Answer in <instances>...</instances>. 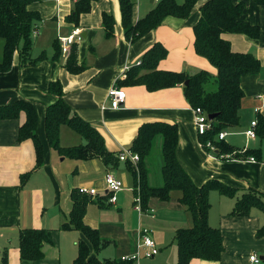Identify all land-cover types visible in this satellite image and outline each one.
Listing matches in <instances>:
<instances>
[{
	"label": "crops",
	"instance_id": "0c3cea01",
	"mask_svg": "<svg viewBox=\"0 0 264 264\" xmlns=\"http://www.w3.org/2000/svg\"><path fill=\"white\" fill-rule=\"evenodd\" d=\"M46 1L38 0L30 5L42 18L34 35L33 56L45 51L44 56L34 65H22L16 51L11 68L0 71V260L7 253L10 264H63L62 247L75 243L78 248V242L84 236L81 231L64 229L62 225L70 217L72 192L85 185L98 188V194L91 196L84 220L97 228L101 239L106 242L101 250L92 249L93 256L100 261H121L122 256L137 253L141 229L149 227L159 252L152 257L142 255L141 264H178L176 232L193 224L191 212L180 200L181 193L168 201L152 197L148 211L141 214L135 209V178L125 161L120 160V164L114 167L106 166L101 157L82 160L64 156L50 143L45 122L48 107L59 99L58 95L50 92V83L59 80L63 85L64 99L73 114L96 127L110 151L119 154L123 148H131L140 126L154 120L178 123L184 142L193 149L192 144L197 146L193 124L195 112L185 96L184 84L149 90L145 84L118 85V81L126 78L133 65L140 64L145 51L157 41L168 49L167 56L159 64L160 69L182 71L188 75L201 70L215 74L216 67L198 54L194 45V26L201 14L199 8L188 18L168 16L161 25L131 42L125 36L119 0H99L93 12L81 15L79 25L67 18L77 0ZM234 1L245 2L243 19L261 26L258 38L240 33L224 34L234 51L253 53L261 61L259 71L242 77L245 96L240 124L226 130L225 141L243 153L246 148L259 146L258 139H249L245 132L252 120L258 119L259 114L264 115V5L254 0ZM134 2V23L156 5L155 0ZM103 12L115 14L116 29L110 36L104 29ZM77 28L82 30L83 39L72 46H78L79 64L84 69L72 73L66 67L67 54L63 55L61 50L60 56H56L54 42L58 40L62 47L61 37L70 35ZM94 42H100L102 46H94ZM115 85L127 93L126 102L119 108L112 107L108 95ZM20 100L34 104L37 110L36 132L43 146L40 163L33 139L19 138L20 129L27 121L26 111H20L17 116H6L11 112L8 107ZM64 126H70L74 132L62 142ZM83 139L71 125H61L60 146L84 143ZM262 147L264 153V143ZM210 149H204L211 163L208 168L201 165L197 171H192L180 154L178 158L197 185L218 178L236 188V196L220 193L216 198L218 191L211 192L209 222L222 231L224 250L218 261L194 258L190 264H253L250 259L253 254H257L264 264V235H258V230L264 225V211L253 207L248 215H232L242 193L252 188L264 192V161L223 159L216 150L212 152ZM68 158L71 162L66 164ZM108 172H113L123 182H128L129 178L133 181L134 187L131 190L124 187L115 202H110L109 195L105 197L108 193L103 192ZM152 177L150 169L149 182L157 185ZM156 182L162 183V170ZM28 227L50 230L52 241L44 244L45 256L41 260L21 258L19 234L21 229Z\"/></svg>",
	"mask_w": 264,
	"mask_h": 264
},
{
	"label": "trees",
	"instance_id": "16d2710c",
	"mask_svg": "<svg viewBox=\"0 0 264 264\" xmlns=\"http://www.w3.org/2000/svg\"><path fill=\"white\" fill-rule=\"evenodd\" d=\"M38 0H0V42L3 41V52L0 58V71L11 68L14 53L19 52L22 65H34L44 56H33L34 31L42 21L38 11L30 5ZM96 0H77L69 21L79 25L83 13L91 11L92 3ZM159 0L147 15L136 23L133 21L134 0H119L122 25L125 36L131 42L158 27L168 16L188 18L199 8L200 17L194 26L196 52L206 57L217 69L211 73L201 70L194 75L182 71H168L159 68V64L168 54V49L161 42H155L149 47L140 64L131 67L127 76L118 81V85L145 84L149 90H158L178 84H184V93L193 107H201L208 115L217 113L212 119V129L200 135L203 146L212 140L216 145L217 155L223 159L254 157L264 161V115L259 114L256 126L258 147L246 148L239 153L236 148L225 139L218 140V134L227 129L237 127L241 121L240 111L245 91L242 87V77L248 73L259 71L261 61L253 53L238 52L232 49L230 40L224 37L228 33L246 34L258 38L261 26L252 24L242 17L245 2L234 0ZM264 5V0H254ZM103 25L108 36L115 32L114 15L103 12ZM61 43V41H60ZM62 44V43H61ZM56 56H60L61 46L58 40L54 42ZM63 52V50H62ZM66 67L72 73L84 69L79 64L78 46H72L67 54ZM140 67V68H139ZM189 84L185 85L187 80ZM50 92L59 99L47 109L45 128L48 139L54 147L59 148L62 155L87 160L101 157L106 166H118V153L110 151L103 136L91 123L73 114L69 104L64 99L61 81L50 83ZM10 113L6 116H17L20 111L27 113V121L20 129V140L33 139L38 163L43 157L42 142L36 132L37 110L34 104L18 101L8 107ZM62 124L71 125L82 135L85 142L77 145L60 146V128ZM156 145L160 146L162 155V183L152 185L149 182L151 157ZM179 126L176 122L154 120L143 123L135 137L131 150L138 153L139 160L134 164L126 160L128 170L135 178V195L142 200L143 209H147L152 197L162 201L171 199L174 192H180V200L191 212L193 224L190 227L179 228L176 232L178 245V264H190L192 259L200 258L218 261L224 250L222 231L213 227L209 222L211 209L210 194L216 190L221 194L234 196L236 188L226 184L218 178H211L201 185H197L185 170L178 158ZM25 177V175H24ZM110 198L111 194L105 197ZM73 207L69 219L63 223L64 229H77L84 235L78 242V255L73 264H106L92 255L93 250H101L106 246L97 228L87 224L84 220L91 195L80 192L79 188L72 192ZM108 198V200H109ZM253 207L264 211V192L254 188L241 194L237 198L232 215H248ZM258 235H264V225L258 230ZM20 253L22 260L36 261L44 258L43 246L50 243V230L45 228H23L19 234ZM0 264H10L7 253L0 260ZM108 264H131L127 261L109 260Z\"/></svg>",
	"mask_w": 264,
	"mask_h": 264
},
{
	"label": "built area",
	"instance_id": "2783aa9c",
	"mask_svg": "<svg viewBox=\"0 0 264 264\" xmlns=\"http://www.w3.org/2000/svg\"><path fill=\"white\" fill-rule=\"evenodd\" d=\"M156 2L159 0H155ZM37 33V30L34 31V35ZM83 39L82 30L77 28L70 35L61 37L62 50L64 54H68L70 48L74 43L80 42ZM109 100L113 108H119L122 106L127 100L126 91L120 86H112L109 90ZM259 108L256 109L258 111ZM195 112V121L197 124L198 132L200 135L208 133L212 129V119H210L209 115L201 108L194 107ZM258 123V119H254L251 122L250 128H248L245 132L249 139H256L257 132L256 126ZM228 132L226 130L221 131L218 134L217 139L222 140L225 139ZM207 146L212 150H216V145L212 140L207 142ZM120 160L126 161L131 160L134 164H136L139 160L138 153L133 152L130 148H123L119 152ZM251 160L255 161L254 157H250ZM124 188V182L118 178L113 172H108L104 178V186L103 192L109 193L110 202H115L117 200V194ZM80 192L86 193L91 196H96L98 194V188L90 187V186H80ZM135 209L142 213H146L142 206V200L139 196H135ZM144 251V254L141 252ZM159 252V249L156 245L154 238L152 237L151 230L148 228H142L140 232V243H139V251L137 253L128 254L122 256L121 261H127L131 264H141L140 259L142 255L152 257ZM253 264H262V259L257 255L253 254L250 256Z\"/></svg>",
	"mask_w": 264,
	"mask_h": 264
},
{
	"label": "rangeland",
	"instance_id": "374dc122",
	"mask_svg": "<svg viewBox=\"0 0 264 264\" xmlns=\"http://www.w3.org/2000/svg\"><path fill=\"white\" fill-rule=\"evenodd\" d=\"M177 1L181 3L184 0H177ZM98 4H99V0H96L95 2H93L92 8H91V12H93L94 8ZM90 14H92V13H90ZM115 29H116V26H115ZM2 44H3V41L0 42V58L2 57V52H3V46H2ZM94 46H102V43H100V42L99 43H97V42L95 43L94 42ZM63 55H66V54L63 53ZM193 124H194V128H195L196 134H197V140H196V145L197 146H194L191 143L192 146H193V149L190 148L189 143L184 142V139H183L182 134H181L182 131L179 128L180 130H179L178 154H180L181 159H183L184 161H187L188 162V165L192 169V171H197L201 167V165H205L206 168H208L209 166H211V163H210V161H208L209 160V158H208L209 156L207 155L206 152H204V149L209 148V147L207 145H204V146L202 145V142L200 140V134L198 132V128H197V124H196L195 118H194ZM63 128H64V133L62 131V142H65L68 139V137H71L73 135L74 130L70 126H64ZM210 150H212V149H210ZM212 152H214V150H212ZM151 158L152 159H151L150 169H151L152 176H153L152 177L153 178V183L158 185L161 182H156V180H157L158 177L159 178L161 177V168H162V155H161V151H160V146L156 145V147L154 148V152H153V155H152ZM207 158H208V160H207ZM70 160L71 159L68 158L65 163L66 164L70 163L71 162ZM200 161H201L202 164H200ZM205 161H206L207 165L205 164ZM215 162H216V160H215ZM194 175H196V174H194ZM132 182L133 181L130 178H129L128 182H125L124 181V187H125V189L131 190L132 187H134ZM129 193L131 194V191H129ZM178 193L179 192H174V194L172 196L174 197ZM216 194H217L216 195L217 196L216 198H218V196L220 195V193L217 192ZM216 201L217 200L215 199V208H216V205H217V202ZM146 220L144 221L145 223H147ZM77 233L80 234L79 232H77ZM66 245H68V244H66ZM66 245L64 247H62V252L63 253L61 254V256H62V259H64V260H62V263L63 264L64 263L65 264L66 263L67 264H73L74 261H75V259L77 258V255H78L77 245H75V243H72L71 246H69L67 248H66ZM101 261L103 263L108 264L109 259H105V260H101Z\"/></svg>",
	"mask_w": 264,
	"mask_h": 264
},
{
	"label": "water",
	"instance_id": "95a60500",
	"mask_svg": "<svg viewBox=\"0 0 264 264\" xmlns=\"http://www.w3.org/2000/svg\"><path fill=\"white\" fill-rule=\"evenodd\" d=\"M190 80L188 79L186 82H185V85L189 84ZM218 114L217 113H214V114H210L209 117L210 119H214Z\"/></svg>",
	"mask_w": 264,
	"mask_h": 264
}]
</instances>
